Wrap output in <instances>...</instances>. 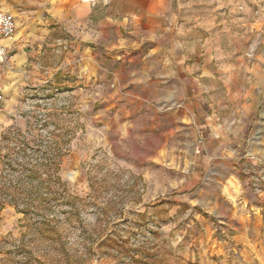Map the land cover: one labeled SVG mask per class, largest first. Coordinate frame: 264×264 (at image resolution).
Segmentation results:
<instances>
[{"label":"rangeland","instance_id":"obj_1","mask_svg":"<svg viewBox=\"0 0 264 264\" xmlns=\"http://www.w3.org/2000/svg\"><path fill=\"white\" fill-rule=\"evenodd\" d=\"M169 17L128 46L5 63L0 264H264V107L222 121V55L243 71L249 50L224 30L259 20L261 47L264 0H174Z\"/></svg>","mask_w":264,"mask_h":264},{"label":"crops","instance_id":"obj_2","mask_svg":"<svg viewBox=\"0 0 264 264\" xmlns=\"http://www.w3.org/2000/svg\"><path fill=\"white\" fill-rule=\"evenodd\" d=\"M173 1L0 0V7L15 17L17 27L14 38L3 43L10 49L8 59L24 70L30 58L40 59L42 49L48 43L67 44L75 54L82 51L87 57L92 52L112 50L143 38H153L151 36H156L154 34L158 29L161 34H167L168 28L173 26V22L169 21ZM254 27L256 32L251 35L224 30L225 43L238 40L240 45H249L248 51L238 52L241 64L245 61L243 71L235 69V65L229 62L232 57L230 52L222 55L227 61L222 71V75L227 77L225 87L232 93L231 98L236 101L233 106L237 108L235 114L222 117L224 123L235 120L241 125L247 124L258 109L264 107V41L259 47V20ZM58 31L64 32L65 40L58 38ZM208 36L211 42L216 34L209 31ZM161 37L165 39L164 35ZM200 41L198 35L186 41L193 57L199 55ZM164 52L162 49L159 51L160 55ZM178 57H183L182 53L176 55V59ZM217 58L208 56L207 61L210 63ZM208 72L212 76L215 74ZM0 88L4 90L3 83ZM260 122L264 123V120ZM213 129L216 130V127Z\"/></svg>","mask_w":264,"mask_h":264},{"label":"built area","instance_id":"obj_3","mask_svg":"<svg viewBox=\"0 0 264 264\" xmlns=\"http://www.w3.org/2000/svg\"><path fill=\"white\" fill-rule=\"evenodd\" d=\"M15 17L7 10L0 7V85L2 68L8 60L9 47L3 43L7 39H13L16 34ZM5 102V95L0 88V111Z\"/></svg>","mask_w":264,"mask_h":264},{"label":"bare ground","instance_id":"obj_4","mask_svg":"<svg viewBox=\"0 0 264 264\" xmlns=\"http://www.w3.org/2000/svg\"><path fill=\"white\" fill-rule=\"evenodd\" d=\"M7 40H10V39H7ZM7 40H6V41H7Z\"/></svg>","mask_w":264,"mask_h":264}]
</instances>
